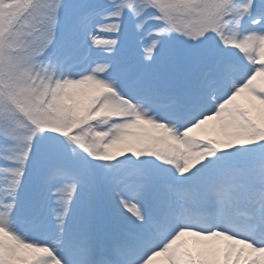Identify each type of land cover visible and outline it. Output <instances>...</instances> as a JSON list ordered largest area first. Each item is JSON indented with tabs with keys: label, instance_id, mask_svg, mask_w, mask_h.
I'll list each match as a JSON object with an SVG mask.
<instances>
[{
	"label": "snow or ice",
	"instance_id": "obj_1",
	"mask_svg": "<svg viewBox=\"0 0 264 264\" xmlns=\"http://www.w3.org/2000/svg\"><path fill=\"white\" fill-rule=\"evenodd\" d=\"M0 264H264V0H0Z\"/></svg>",
	"mask_w": 264,
	"mask_h": 264
}]
</instances>
